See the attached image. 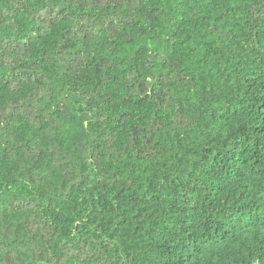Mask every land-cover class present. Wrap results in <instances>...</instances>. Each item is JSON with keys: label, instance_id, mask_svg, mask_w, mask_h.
Returning <instances> with one entry per match:
<instances>
[{"label": "trees", "instance_id": "trees-1", "mask_svg": "<svg viewBox=\"0 0 264 264\" xmlns=\"http://www.w3.org/2000/svg\"><path fill=\"white\" fill-rule=\"evenodd\" d=\"M0 264H264V0H0Z\"/></svg>", "mask_w": 264, "mask_h": 264}]
</instances>
